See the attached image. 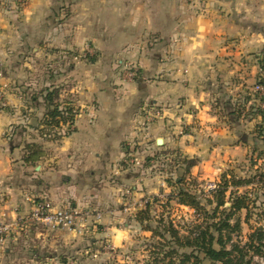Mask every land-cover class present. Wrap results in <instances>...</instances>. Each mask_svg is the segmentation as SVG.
<instances>
[{
	"label": "crops",
	"instance_id": "1",
	"mask_svg": "<svg viewBox=\"0 0 264 264\" xmlns=\"http://www.w3.org/2000/svg\"><path fill=\"white\" fill-rule=\"evenodd\" d=\"M193 2L0 0V215L20 217L30 207L26 196L47 197L99 212V224L111 230L121 209L135 211V197L141 207L145 195L158 192L155 177L128 162L137 143L161 135L164 147L191 155L202 142L211 159L247 154L249 140L235 142L229 130L256 121H233L231 112L242 94L255 91L263 69L253 53L264 51V0ZM129 65L137 68L132 80L123 73ZM58 84L66 87L60 98L73 100L78 113L70 133L45 140L42 90ZM27 142L42 144L45 155L24 162ZM80 238L34 227L11 236L0 256L4 264H64L69 253H60ZM30 246L38 249L14 252ZM47 246L55 250L40 248Z\"/></svg>",
	"mask_w": 264,
	"mask_h": 264
},
{
	"label": "trees",
	"instance_id": "2",
	"mask_svg": "<svg viewBox=\"0 0 264 264\" xmlns=\"http://www.w3.org/2000/svg\"><path fill=\"white\" fill-rule=\"evenodd\" d=\"M255 84L264 85V74L258 76ZM42 93L46 110L39 134L45 140L58 141L72 131L70 127L78 109L69 100L60 98L57 86L46 87ZM252 99H258L259 102L255 104L252 101L248 104ZM262 101L264 96L258 91H246L235 101L231 113L233 121L255 119L253 132L264 142V108L260 105ZM252 149L257 151V157L264 154V150L256 146ZM45 152L42 144L27 142L23 147L22 158L24 162L34 163ZM255 160L251 158V164ZM182 161L185 164L184 173L170 183L173 191L166 195V199L167 202L173 199L177 204L193 209L194 218L185 226V232L181 233L170 219L163 222L162 217L156 220L155 226L143 224L144 221L151 220L152 203L145 198L133 217L143 229L151 231L153 236L165 238L163 243L157 244L161 248L167 246L162 251L163 257L169 259L168 264H264V227L256 226L242 243L232 237L234 232L240 230L239 222H231L234 213L243 209L246 210L245 220L248 222L257 201L255 191L264 188V167L249 176H239L232 168L227 169L220 174L213 188L197 192L192 189L191 182L185 180V175L197 163V159L184 157ZM156 200L157 197H153V201ZM254 256H258V259H254ZM156 259L158 255L153 257V260Z\"/></svg>",
	"mask_w": 264,
	"mask_h": 264
},
{
	"label": "rangeland",
	"instance_id": "3",
	"mask_svg": "<svg viewBox=\"0 0 264 264\" xmlns=\"http://www.w3.org/2000/svg\"><path fill=\"white\" fill-rule=\"evenodd\" d=\"M253 54L257 55V58L263 60L261 62L263 63L261 74H264V52H260V54L259 52H255ZM251 58L256 57L252 55ZM4 69V66L0 63V77L4 75ZM30 70L33 74L38 72L36 67H31ZM52 70L53 67H50L45 60L43 72L49 74L53 72ZM59 70L58 68V71ZM57 87L60 92L66 88L64 84H58ZM1 95L0 89V98ZM69 101L71 103L73 102V100ZM242 123L244 124L243 126ZM254 123L255 121L249 124H247L246 121H239L230 128L229 131L231 135H233L232 138L235 142H240L243 141V138H247L250 146L246 155L242 153V155H238L239 158H230V160L226 161H219L218 154L215 155L212 160L211 148L207 146L206 142H202L201 145L196 147L193 146L192 149L194 153H192V155L190 153H184L178 147L171 148L164 147L162 144L158 145L154 138L144 143H137L134 147V155L132 156L140 162L136 168H138V172L145 178L155 177L154 184L158 187L157 193L144 196V198L148 199L152 204L150 210L151 220L144 221L143 224L148 223L151 226H155L157 224L156 220L162 217L163 222H166L168 219L172 220L176 228L183 233L185 232V226L193 220V209L177 204L173 199L167 202L166 199V195L173 191L170 183L184 173L185 164L182 161L184 157H194L197 159V166H192L189 173L185 175V180L191 182L192 189L197 192L200 189L207 191L213 188V184L218 181L220 174L227 169L232 168L239 176H249L255 172V170L264 167V154L257 157V151H253L252 149L256 146L258 149L264 150V142L256 137L253 132L255 127L253 125ZM65 128L63 131H65ZM70 128L73 129V125ZM184 130L185 128L183 127L182 131ZM196 133L202 134L203 132H199V129H197ZM176 134L177 133H174V135ZM157 137L162 138L161 135ZM216 153H218V151ZM129 158H131V156ZM251 158L256 159L254 164H251ZM255 194H257V201L255 207L252 208V213L248 222L245 220V209L235 212L231 219V222L237 220L240 225V230L234 232L232 237L234 240H240L242 243L246 241L247 234L256 226L264 227V188L256 190ZM127 195L129 194L126 192V196L123 195V198H125V201H131V197ZM153 197H157V200L153 201ZM139 201L140 199L135 197V211L133 213L121 209L120 213H118L117 220L109 224L113 226V229L106 230L104 224L98 223L95 229L81 234V238L78 239L77 244L72 245L71 243V247H67V249L70 248L72 251L69 250L66 254H64V251L60 253V255L63 256H67V253H69L68 257L63 259L64 264H168L169 259L168 257H163L164 253L162 251L163 249L165 250L167 246L164 245L161 248L159 244H157V242L163 243L165 238L153 236L151 231L143 229L140 223L133 218L136 210L140 208L137 206ZM117 204H119L117 205V207H119L122 203ZM228 205L229 203L226 204V206ZM166 237L169 236L166 234ZM27 248L31 250V252L38 249L32 246L18 247L14 252L19 254L20 251ZM40 248L46 253L55 250L50 246ZM0 252L2 253L3 251L1 250ZM71 252L73 254H70ZM155 255H158L156 261L153 260ZM254 259L257 260L258 256H254ZM19 262H23L24 264H35L32 260L20 261L19 259L14 260L12 264H19ZM0 264H4L3 257L1 256Z\"/></svg>",
	"mask_w": 264,
	"mask_h": 264
},
{
	"label": "built area",
	"instance_id": "4",
	"mask_svg": "<svg viewBox=\"0 0 264 264\" xmlns=\"http://www.w3.org/2000/svg\"><path fill=\"white\" fill-rule=\"evenodd\" d=\"M26 1L15 0V4L23 6ZM196 1L202 0H194L193 3ZM123 73L127 79L132 80L137 74V68L133 65L126 66ZM254 90L264 96V85L255 84ZM132 156L128 162L139 165V160ZM26 200L30 202V207L20 217L7 220L4 215H0V251L5 250L11 236L29 234L34 227L68 230L81 235L95 229L101 217L99 212L89 209L57 205L47 197L26 196Z\"/></svg>",
	"mask_w": 264,
	"mask_h": 264
},
{
	"label": "water",
	"instance_id": "5",
	"mask_svg": "<svg viewBox=\"0 0 264 264\" xmlns=\"http://www.w3.org/2000/svg\"><path fill=\"white\" fill-rule=\"evenodd\" d=\"M156 143H157L158 145H161V144L163 143L162 138H157V139H156Z\"/></svg>",
	"mask_w": 264,
	"mask_h": 264
}]
</instances>
